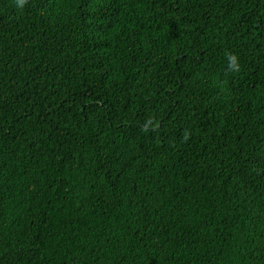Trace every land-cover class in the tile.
I'll return each mask as SVG.
<instances>
[{
    "label": "trees",
    "instance_id": "1",
    "mask_svg": "<svg viewBox=\"0 0 264 264\" xmlns=\"http://www.w3.org/2000/svg\"><path fill=\"white\" fill-rule=\"evenodd\" d=\"M0 264H264V0H0Z\"/></svg>",
    "mask_w": 264,
    "mask_h": 264
},
{
    "label": "clouds",
    "instance_id": "2",
    "mask_svg": "<svg viewBox=\"0 0 264 264\" xmlns=\"http://www.w3.org/2000/svg\"><path fill=\"white\" fill-rule=\"evenodd\" d=\"M15 4L19 9H23L28 4V0H15ZM229 66L234 71H239L240 65L236 55L229 56Z\"/></svg>",
    "mask_w": 264,
    "mask_h": 264
}]
</instances>
